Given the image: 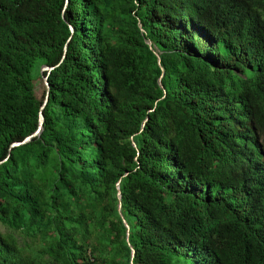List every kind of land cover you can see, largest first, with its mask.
Wrapping results in <instances>:
<instances>
[{
	"label": "trees",
	"instance_id": "1",
	"mask_svg": "<svg viewBox=\"0 0 264 264\" xmlns=\"http://www.w3.org/2000/svg\"><path fill=\"white\" fill-rule=\"evenodd\" d=\"M0 162V264H264V0H0Z\"/></svg>",
	"mask_w": 264,
	"mask_h": 264
},
{
	"label": "water",
	"instance_id": "2",
	"mask_svg": "<svg viewBox=\"0 0 264 264\" xmlns=\"http://www.w3.org/2000/svg\"><path fill=\"white\" fill-rule=\"evenodd\" d=\"M66 2H67V0H66ZM69 29L72 33V28L70 27ZM148 45H150V44L148 43ZM64 51H66V48L64 49ZM64 57H65V55L62 57L61 61L56 66H53V67L43 66L40 68V70H39L40 71V77H41V80H42L43 85L45 87V97H44L43 103H42L40 110H39V113H38L37 128L32 134L25 137L22 141L13 143L10 146V149L17 148V147H20L22 145L28 144L29 142H31L33 139L37 138L40 135L41 130H42V126H43V122H44L43 110H44V108L48 102L49 84H48L47 78H48V75L50 74V72H52L56 67H58L60 65V63L62 62ZM44 73L46 75H44ZM0 164H1V162H0ZM117 195L119 198L120 197L119 193ZM125 226H126V224H125ZM131 252H132L131 254L133 255L134 252L133 251H131Z\"/></svg>",
	"mask_w": 264,
	"mask_h": 264
},
{
	"label": "rangeland",
	"instance_id": "3",
	"mask_svg": "<svg viewBox=\"0 0 264 264\" xmlns=\"http://www.w3.org/2000/svg\"><path fill=\"white\" fill-rule=\"evenodd\" d=\"M33 75H34V85H35V90H36V84H38L37 75L40 77V71H39V73L34 72ZM40 78H41V77H40ZM36 95L39 96V93L37 92V90H36ZM0 231H1L2 233H4V232H5V229H4L3 227L0 226Z\"/></svg>",
	"mask_w": 264,
	"mask_h": 264
}]
</instances>
